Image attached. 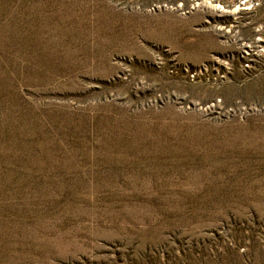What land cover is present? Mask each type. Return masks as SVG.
I'll return each instance as SVG.
<instances>
[{"label": "rangeland", "instance_id": "rangeland-1", "mask_svg": "<svg viewBox=\"0 0 264 264\" xmlns=\"http://www.w3.org/2000/svg\"><path fill=\"white\" fill-rule=\"evenodd\" d=\"M0 264H264V0H0Z\"/></svg>", "mask_w": 264, "mask_h": 264}]
</instances>
